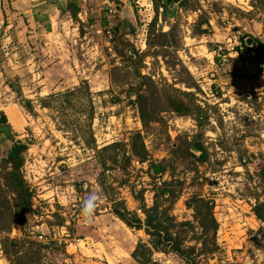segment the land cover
<instances>
[{"label":"rangeland","instance_id":"obj_1","mask_svg":"<svg viewBox=\"0 0 264 264\" xmlns=\"http://www.w3.org/2000/svg\"><path fill=\"white\" fill-rule=\"evenodd\" d=\"M68 1L0 0V115L27 145L19 171L31 191L29 211L10 209L0 169V261L141 264L132 252L148 235L112 213L109 195L143 219L140 196L150 207L166 189L158 203L194 264H264L253 210L264 202V59L256 43L241 44L264 43V6L186 0L156 16L152 0ZM168 96L198 105L202 127L169 110ZM137 131L144 161L132 150ZM8 144L0 140V160ZM93 191L103 199L86 223L81 204ZM6 235L17 240L7 252ZM148 264L186 262L153 251Z\"/></svg>","mask_w":264,"mask_h":264},{"label":"trees","instance_id":"obj_2","mask_svg":"<svg viewBox=\"0 0 264 264\" xmlns=\"http://www.w3.org/2000/svg\"><path fill=\"white\" fill-rule=\"evenodd\" d=\"M152 2L153 9L155 10L157 16L160 8H162V12L165 13V10L167 9L168 5L177 2L181 5H185L186 0H152ZM252 2L256 4V6H258L257 4L264 6V0H252ZM68 5L71 7H75L76 2L74 0H69ZM204 22H207V20H200L197 22V28L199 33H204L207 31V29L201 28V24ZM247 35L249 34H246L245 36ZM253 40L258 46V48L255 50V56L258 60H263L264 43L260 40H257L256 38H254ZM241 44L247 48L250 47L245 43L244 37H242ZM166 107H168L169 110L175 112L177 115L180 116H186L193 113L196 119L198 120L200 127H202L203 117L198 116V114L200 113V107L198 105L189 104L177 96H168ZM0 123H7V117L3 112L0 115ZM201 133L202 132H200L198 135L201 136ZM194 145L198 150L202 151L198 159H200L201 161H205L206 154H204L205 148L203 146V143L200 140H196L194 141ZM26 148L27 145L23 142L9 143L5 156L0 160V169L2 172V178L4 180V183L2 185L6 187L7 192H9L12 196L14 195L13 201L9 202L10 209L15 204L14 207L20 211H29L31 208V191L29 190L28 185L26 184L23 176L20 174L19 171V168L22 164L21 155ZM132 150L134 154H136V156L141 159V161L146 160L149 156V152L145 147V144L141 137V133L139 131H137L133 135ZM102 165H104V162H102ZM101 173H103V171H101ZM99 184L100 186H103L104 189L106 188L104 187V180L102 178L99 179ZM169 193V190L166 189H161L158 193L156 192L155 201L150 207L145 206L143 196H140V208L145 214V217L143 219L140 218L135 212L128 209L124 199L114 196L113 194L109 195L112 213L120 220H122L127 226L136 229H143L144 232L148 235L147 242H138L132 252L133 258L141 264H148L150 263V261H152L153 251L171 252L182 258L186 262V264H194V259L191 256V250L194 248L184 245V238L180 236V234L177 233L175 230L178 223L175 221L173 216L169 215L167 213V210L163 209L158 203V196H165ZM201 205L205 210L204 218L206 214L209 215L210 224L212 225V227L215 228L216 221L211 214V202L203 201ZM253 210L256 216L264 223V202L257 201L255 206L253 207ZM204 218L198 222L201 227L206 228L207 224L205 223ZM15 221V219H11L9 220V223H13ZM18 223L23 224V221H19ZM185 223L190 224L188 221H186ZM8 241L14 243L17 240L14 238H9L8 235L3 236L1 238V243L5 252L8 251Z\"/></svg>","mask_w":264,"mask_h":264},{"label":"clouds","instance_id":"obj_3","mask_svg":"<svg viewBox=\"0 0 264 264\" xmlns=\"http://www.w3.org/2000/svg\"><path fill=\"white\" fill-rule=\"evenodd\" d=\"M102 195L98 192H89L82 201L81 204V216L86 223H90L95 218V213L100 203L102 202ZM0 264H4L0 261Z\"/></svg>","mask_w":264,"mask_h":264},{"label":"water","instance_id":"obj_4","mask_svg":"<svg viewBox=\"0 0 264 264\" xmlns=\"http://www.w3.org/2000/svg\"><path fill=\"white\" fill-rule=\"evenodd\" d=\"M126 4H130L129 1H127ZM245 43L247 45H253L256 42L253 40V38L251 36H249L245 39ZM0 140H3L6 143H14V142L21 143L22 142L21 138H17L14 136V134L12 133V131L10 129V126L7 123H1L0 124ZM153 172L155 174H159L161 172L160 166L155 165L153 168Z\"/></svg>","mask_w":264,"mask_h":264},{"label":"bare ground","instance_id":"obj_5","mask_svg":"<svg viewBox=\"0 0 264 264\" xmlns=\"http://www.w3.org/2000/svg\"><path fill=\"white\" fill-rule=\"evenodd\" d=\"M21 230L20 229H17L16 232L19 233Z\"/></svg>","mask_w":264,"mask_h":264}]
</instances>
